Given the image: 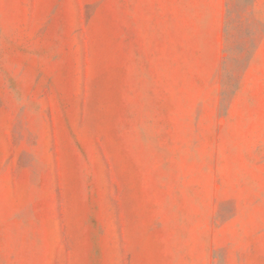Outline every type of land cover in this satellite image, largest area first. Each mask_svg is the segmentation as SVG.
Returning <instances> with one entry per match:
<instances>
[{"label": "rangeland", "instance_id": "1", "mask_svg": "<svg viewBox=\"0 0 264 264\" xmlns=\"http://www.w3.org/2000/svg\"><path fill=\"white\" fill-rule=\"evenodd\" d=\"M0 264H264V0H0Z\"/></svg>", "mask_w": 264, "mask_h": 264}, {"label": "trees", "instance_id": "2", "mask_svg": "<svg viewBox=\"0 0 264 264\" xmlns=\"http://www.w3.org/2000/svg\"><path fill=\"white\" fill-rule=\"evenodd\" d=\"M248 1V0H246ZM227 30H229V23L228 26L226 27ZM229 32V31H228ZM247 37L249 36V33L246 32ZM255 46H252L251 44H246L244 47H242L241 49V54H242V60L244 61H250L251 57H252V50L254 49ZM251 50V52H250Z\"/></svg>", "mask_w": 264, "mask_h": 264}]
</instances>
